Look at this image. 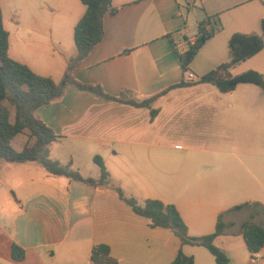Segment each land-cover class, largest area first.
<instances>
[{"label": "crops", "instance_id": "0c3cea01", "mask_svg": "<svg viewBox=\"0 0 264 264\" xmlns=\"http://www.w3.org/2000/svg\"><path fill=\"white\" fill-rule=\"evenodd\" d=\"M112 5L119 10L104 16L102 41L72 74L125 101H143L183 77L197 81L229 61L234 33L261 34L264 20V0H112ZM0 7L5 28L10 22L32 29L17 36L16 57L9 42V56L61 81L77 55L74 28L85 13L83 3L0 0ZM215 15L220 29L190 62L195 79H188L175 52L184 54L199 22ZM249 70L264 75V47L229 73ZM154 108L152 119L148 108L72 85L61 99L36 110L59 136L50 145L51 158L82 171L75 162L79 153L100 154L110 184L94 188L52 175L37 163L0 161V264H56L57 251L65 264H91V250L100 244L117 264H170L179 249L194 264H217L206 248L181 246L173 231L150 227L116 187L140 204L152 199L174 205L191 237L214 233L224 213L229 227L215 245L230 264L250 263L240 226L247 220L264 224V89L244 83L221 93L201 83L169 90ZM85 169L84 177H99V168ZM243 203L261 207L231 211ZM13 244L24 249L23 261L12 259ZM255 264H264V247Z\"/></svg>", "mask_w": 264, "mask_h": 264}, {"label": "trees", "instance_id": "16d2710c", "mask_svg": "<svg viewBox=\"0 0 264 264\" xmlns=\"http://www.w3.org/2000/svg\"><path fill=\"white\" fill-rule=\"evenodd\" d=\"M86 7L85 13L74 28V43L77 55L67 67L64 77L56 82L51 77L42 76L33 72L27 65L12 59L9 56V33L4 26L0 7V161L10 163H37L48 173L63 176L70 180L81 182L94 188L110 184L109 173L103 159L94 157V162L100 169L99 177H84L77 170L72 169V163L62 165L50 156V145L59 139V136L35 115L36 110L63 97L69 86L75 85L96 95L118 102H124L136 107H145L150 110L153 119L157 115L154 108L156 100L169 90L179 87L208 83L221 92L231 93L239 84H255L264 89V75L254 70L232 76L229 70L252 56L259 53L264 47V20L261 22V34L234 33L229 39L230 59L203 75L197 81L183 79L165 89L161 93L143 101L122 100L106 94L100 86L86 85L75 80L72 71L90 52L102 41L104 35L103 19L106 14L115 15L119 9L113 7L112 0H80ZM218 15L205 17L198 24V34L193 44L188 46L184 54L175 52L183 75L200 48L220 29ZM217 25L218 27H214ZM207 26H211L208 30ZM14 143L20 148L16 149ZM118 197L131 207L133 212L149 221L152 228L169 229L179 238L181 246L187 244L206 248L217 264H230L226 253L215 245L217 237L223 235L229 227L223 220L224 213L217 219L215 232L201 237H191L178 210L172 204H165L159 200L148 199L139 203L133 197L125 196L123 190L115 188ZM251 206L261 207L259 203H243L231 209L240 211ZM240 234L244 239L251 255L249 264H255L256 254L264 247V224L244 221L240 226ZM11 256L15 261H23L25 251L13 244ZM91 264H117V260L110 257L107 245H96L91 250ZM170 264H194V258L186 256L181 249Z\"/></svg>", "mask_w": 264, "mask_h": 264}, {"label": "rangeland", "instance_id": "374dc122", "mask_svg": "<svg viewBox=\"0 0 264 264\" xmlns=\"http://www.w3.org/2000/svg\"><path fill=\"white\" fill-rule=\"evenodd\" d=\"M21 24L22 25H28V24H31V21H21ZM6 29H7V31L10 34L9 42H10V49H11L12 56L13 57L14 56L16 57V55H15V48H16V46H18L17 45L18 44V42H17V36L22 35V34H25L26 35L27 33H32V29L29 28V26L28 27L26 26V28H19L15 23H10V22L6 24ZM24 50L25 51H28L29 48L27 46H25L24 47ZM14 147L16 149H19L20 148V146L17 143H14ZM95 156H98L101 159L103 158L100 154L99 155L97 154ZM94 157L91 158V157H88V154H84L82 152L79 153V157H75V162H76V164L82 165L83 166V169H82V171H79L78 169H75V166L73 167V165H72V169L77 170L78 172H80V174H81V172H86V169H85L86 166H89L90 168L92 167L94 169H98L99 167L94 162ZM60 253H61L60 251H57L56 252V254H57V256L55 258L56 264H65V261L62 258V254H60ZM48 258H49V256H48ZM48 260L49 259H47V261ZM85 260H86V256L84 255L83 263H85Z\"/></svg>", "mask_w": 264, "mask_h": 264}, {"label": "built area", "instance_id": "2783aa9c", "mask_svg": "<svg viewBox=\"0 0 264 264\" xmlns=\"http://www.w3.org/2000/svg\"><path fill=\"white\" fill-rule=\"evenodd\" d=\"M187 78L188 79H195V75L192 73V72H190L189 70L187 71ZM259 254V253H258ZM258 254H256V258H257V255Z\"/></svg>", "mask_w": 264, "mask_h": 264}]
</instances>
